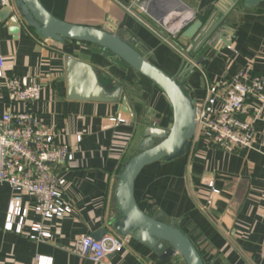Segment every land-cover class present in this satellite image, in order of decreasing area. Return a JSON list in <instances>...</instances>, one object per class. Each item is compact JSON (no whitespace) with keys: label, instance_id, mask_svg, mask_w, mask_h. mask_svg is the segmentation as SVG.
Segmentation results:
<instances>
[{"label":"crops","instance_id":"obj_1","mask_svg":"<svg viewBox=\"0 0 264 264\" xmlns=\"http://www.w3.org/2000/svg\"><path fill=\"white\" fill-rule=\"evenodd\" d=\"M39 1L59 20L117 35L177 78L196 102L205 97L209 85L224 84L240 70L264 75V0L253 8L240 3L232 9L223 26L214 29L211 43L192 54L196 44L183 39L182 32L198 21L210 27L218 24L222 14L217 7L223 0H138L139 6L133 5L135 0ZM144 4L152 5V14L140 10ZM11 30L10 20L0 17V56L6 74L40 84L41 99L28 110L52 127L73 154L72 163L55 169L65 181L64 200L72 213L43 223L53 236L51 242L8 232L4 225L12 192L0 184V264H185L160 258L132 237L100 233L117 215L118 177L137 153L144 131L171 127L172 111L163 93L96 45L44 40L24 25L16 35ZM66 56L98 69L100 83L109 87L104 91L109 95L120 90L129 114L122 113L120 104L68 100ZM7 99L0 81V117ZM117 117L125 122L114 126L109 119ZM255 131L253 150L233 152L209 148L194 135L183 157L151 164L135 181L139 208L186 235L204 264H264V105ZM21 201L24 207L35 203L31 195H23ZM82 235L124 238L125 246L104 262L93 263L77 254Z\"/></svg>","mask_w":264,"mask_h":264},{"label":"built area","instance_id":"obj_2","mask_svg":"<svg viewBox=\"0 0 264 264\" xmlns=\"http://www.w3.org/2000/svg\"><path fill=\"white\" fill-rule=\"evenodd\" d=\"M9 3L10 0H0L1 7ZM133 5L139 6V1L135 0ZM140 10L146 13L144 7ZM0 81L8 98L6 111L0 117V184H7L12 192L4 229L32 241L51 242L53 236L43 223L64 219L72 213L64 200L65 181L55 169L72 163L73 154L52 127L28 110L29 105L41 99L40 84L33 78L9 77L1 56ZM254 102L261 106L253 107ZM263 105L264 75H256L252 69L240 70L224 84L209 85L205 97L196 102L195 136L209 148L227 152L253 150L255 121ZM109 122L117 126L125 121L117 117ZM80 139L78 136L76 141ZM212 193L217 191L212 189ZM23 195L34 198L32 207L23 206ZM32 216L38 220L30 219ZM124 246V238L106 236L94 240L90 235H82L76 242V251L82 260L102 263L109 255L120 253Z\"/></svg>","mask_w":264,"mask_h":264},{"label":"water","instance_id":"obj_3","mask_svg":"<svg viewBox=\"0 0 264 264\" xmlns=\"http://www.w3.org/2000/svg\"><path fill=\"white\" fill-rule=\"evenodd\" d=\"M261 1L223 0L217 7L222 14L218 24L210 27L207 22L198 21L182 32L183 39L196 44V48L191 49L190 53H198L210 44L214 29L222 27L224 19L240 3L245 8H253ZM151 6L143 5L148 14H152ZM164 14L159 17H164ZM0 17L10 20L13 35L24 25L44 40L57 43L69 40L96 45L152 82L163 93L172 111L171 127L168 130L147 128L144 131L137 153L127 162L118 177L115 192L117 215L108 224L109 230L103 229L100 233L110 231L120 237H132L163 259L181 260L185 264H204L186 235L175 226L148 216L139 208L134 197L135 181L145 167L161 161L172 162L188 153L195 135L196 100L186 94L177 78L167 75L117 35L103 29L59 20L39 0H10L9 5L2 7ZM225 43L230 45L226 41ZM64 69L68 100L120 104L122 113L129 114L128 103L120 90L109 95L104 91L109 87L100 83L98 69L69 56L64 59ZM92 238L98 240L97 237Z\"/></svg>","mask_w":264,"mask_h":264}]
</instances>
